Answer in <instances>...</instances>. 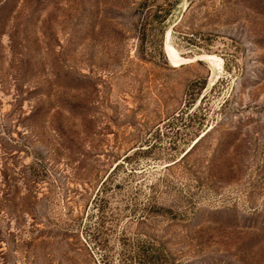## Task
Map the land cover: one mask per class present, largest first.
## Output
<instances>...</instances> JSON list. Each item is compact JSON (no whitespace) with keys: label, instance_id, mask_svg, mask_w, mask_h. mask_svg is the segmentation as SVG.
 Instances as JSON below:
<instances>
[{"label":"rangeland","instance_id":"obj_1","mask_svg":"<svg viewBox=\"0 0 264 264\" xmlns=\"http://www.w3.org/2000/svg\"><path fill=\"white\" fill-rule=\"evenodd\" d=\"M138 245L264 264V0H0V264Z\"/></svg>","mask_w":264,"mask_h":264},{"label":"trees","instance_id":"obj_2","mask_svg":"<svg viewBox=\"0 0 264 264\" xmlns=\"http://www.w3.org/2000/svg\"><path fill=\"white\" fill-rule=\"evenodd\" d=\"M143 9L145 8V4H143V6H141ZM144 52H145V43L144 40L140 41L139 44V53L141 54V56H144ZM173 60L175 61V63H177V59L175 57H173ZM165 66L168 67L167 62H165ZM169 68V67H168ZM204 88V86H200V88L198 89V94L201 92V90ZM214 127H212L208 132H206L193 146L192 148L186 152L180 159L178 162H176L174 165H176L179 162H182L194 149V147L199 143V141H201L203 138H205V136L211 131L213 130ZM125 161H131V157L127 156L125 158ZM120 164H118L115 169L112 171V173L108 176V178L104 181V183L102 184L101 189L106 186V184L108 183L109 179L111 178L112 174L119 169ZM170 167V166H169ZM167 167V168H169ZM100 189V191H101ZM100 191L97 194L94 202H95V208H98V211L102 210L101 205H98V201L100 198ZM149 213L152 216H168V213H170L172 211V209L167 208V207H163V206H159L157 205V203L150 205L149 204V208H148ZM99 235V233H98ZM124 259L122 261L125 262V264H171L170 259L168 257L167 254H163V251L160 250L159 248L155 247V245H138L136 248L133 249V253H128L127 256L124 254Z\"/></svg>","mask_w":264,"mask_h":264}]
</instances>
